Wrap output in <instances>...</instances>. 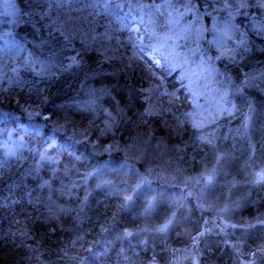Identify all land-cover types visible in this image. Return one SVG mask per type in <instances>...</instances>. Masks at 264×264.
<instances>
[{"label": "trees", "instance_id": "16d2710c", "mask_svg": "<svg viewBox=\"0 0 264 264\" xmlns=\"http://www.w3.org/2000/svg\"><path fill=\"white\" fill-rule=\"evenodd\" d=\"M5 1L7 4L0 8V180L8 181L13 173V178L21 177L23 182L17 184L12 194L5 191V196L14 197L7 211L1 200L3 191H0V224L4 222L3 226L0 225V264H65V261H92L91 256L95 257L94 261L105 264H119L118 261L143 264L142 261H150L151 255L161 256L156 259L164 261L161 264H171L169 261L172 264H183V261L187 264L194 261L197 264H239L241 259L264 264V236L261 233L255 235L252 247L242 242L239 259L232 257L226 244L215 237L204 241L210 251L199 257L193 240L187 241L179 227L178 231H170L166 242L160 238L154 246L146 244L144 250L147 249V254H140L141 259L138 257L132 261L120 256L117 252L127 246L119 248L115 243L118 226H126L127 221L135 220L139 228L145 222L142 200L136 195L126 199L112 189V182L105 183L96 172L87 175L94 166L95 153L91 150H80L78 155L69 158L40 160L44 133L48 130L60 136L65 133L73 141L84 136L85 141L80 144L92 143L97 151L116 146L128 149L132 137L147 134L150 128L158 134L175 138L185 133H198L210 141L209 132L215 131L214 126H217V123L208 124L211 120L183 132L174 126L178 119L173 122L169 116L160 120L143 117L138 119L139 122H131L121 117L120 106L114 98L131 102L129 93L119 91H125L123 87L129 86L128 77L136 69L140 73L133 75L131 80L143 86L148 84L151 67L158 72L159 78L171 83L174 89H181V92L197 84H207V88L215 89L228 105H237L241 99L248 100L251 95V99H255L253 89L243 90L242 96L236 90L245 75L264 74V0H234L237 7L219 9L225 14L230 11L231 17L228 21L219 22L222 30L216 40L215 31L209 28V16L213 12L208 9L218 5L217 0H193L191 5L187 0H171L174 8L160 7V12L153 17L156 24L149 25L155 27L160 39L150 43L145 36V40L148 42L146 50L166 60L167 64L162 67L155 66L144 50L136 47L138 53L134 54L130 49L133 45L104 12L103 5L94 7L93 0H63L59 4H50V0ZM152 2L145 0L148 4ZM155 3L162 6L165 0H155ZM241 4L246 6L241 7ZM46 12L49 14L43 15ZM128 12L129 6L125 4L118 16L123 19ZM202 12L208 18L205 30L184 27L175 35L168 34L169 28L176 24L178 14L183 18L177 22L187 23L194 13L199 15ZM132 14L139 16L135 11ZM222 17L225 16L219 18ZM169 19L172 21L170 24L166 23ZM123 21L127 26L124 32L135 24L139 25L140 32L146 31L139 19ZM102 34L110 35L112 41L108 42ZM117 44L122 51L120 54L113 51ZM204 47L208 48L207 58L214 64L208 62L210 65L206 63L203 66L201 50ZM73 57L76 63H72ZM124 57L130 59L132 65V68L126 66L130 69L125 72L127 76L119 65H122ZM173 79L180 81L175 85ZM117 82L122 89L114 87ZM160 92L162 100L159 102L165 110L171 108L174 105L168 93H172L171 90L162 85ZM230 118H233L232 114L223 118V129ZM23 121L34 126L35 136L26 138L17 130H10V126L20 129ZM134 125L136 127L133 128ZM169 125L171 128L167 127ZM172 129H178L180 133ZM234 133L224 131L222 136L231 137ZM15 141L23 143L22 148L17 151L8 149L7 145ZM183 141L179 145L182 146ZM192 143L191 136L187 135L185 144L191 146ZM9 152L13 154L9 155ZM203 152L198 149L195 154L187 155L186 161L199 163L203 160L199 156ZM23 157L27 159L26 166L19 163ZM12 163L16 167L11 171ZM196 170L197 167H191L189 171ZM24 196H27V208L20 202ZM258 196L264 203L263 194ZM51 200L68 207L69 212L49 208L46 202ZM249 210L250 207H242L237 219L245 220L243 217ZM114 213L120 216V221L114 219ZM255 217L247 220H255ZM201 219L202 215L197 210L191 225H201ZM240 233L244 237L248 230ZM130 242L132 240L128 239L127 244ZM87 245L93 251L86 252ZM185 251H189L188 254Z\"/></svg>", "mask_w": 264, "mask_h": 264}, {"label": "rangeland", "instance_id": "374dc122", "mask_svg": "<svg viewBox=\"0 0 264 264\" xmlns=\"http://www.w3.org/2000/svg\"><path fill=\"white\" fill-rule=\"evenodd\" d=\"M227 7L231 6L228 3H224L220 6V9L228 10ZM199 15L194 13L192 20L187 21V23H180L177 21H182L183 17L181 14H178L176 16V24L169 28L168 34L175 35L184 27L189 30H205L208 18L204 13ZM221 16L225 17L219 18ZM109 17L118 25V30L125 34L126 40L133 45L130 46L131 51L137 54L138 50L134 41H129V36L131 34L134 35L133 37L137 35L143 36L144 33L140 31L139 33L130 32L129 30L124 32L125 27L122 28L121 23L126 24L122 17L118 15H109ZM209 17V28L215 31L216 40L219 32L222 30L221 24L228 21L231 17V12L228 11L224 15L221 11H216ZM202 23H206V25ZM130 28L139 29V25L135 24L130 26ZM101 36L108 42L112 41L110 35L106 36V34H102ZM147 45L148 42H146L144 37V44L137 48L145 50ZM113 51L116 54L122 52L119 49V44L114 46ZM202 52L201 60L203 61V66L208 62L214 64V61L208 59L206 56L208 48L204 47L201 50ZM146 54L157 67L167 64L166 60L162 59L158 54L156 55L148 51ZM125 61L128 62V65ZM129 61L130 59L124 57L122 65L119 64L122 69L121 71L126 76L125 72L130 70L129 68H132ZM145 71L147 73V70ZM149 71L152 73L149 78L151 81L145 86L131 80V77L133 78V75L138 76L140 71L136 69L133 73L131 72L128 77L130 81L129 86L125 85L123 87L125 91H119L125 94L129 93L131 95L129 97L131 102L128 99L125 101L121 100L122 104L128 106L133 115L139 116V120L143 117H146V120L166 119L162 116L165 114V108L159 102V100H162L161 86L165 85L172 92H168L169 97L174 100V105L171 106L168 113L173 118V122L175 121L174 119H178V122H175L174 126L181 132L189 130L192 127H200L209 120L211 121L208 124L214 123L215 125L217 123V126H214L215 131L211 130L212 132H209L211 134L209 135L210 143L207 140H202L200 147L204 152L209 147H212L211 156L197 164H190V162L186 161L187 154L180 149V145L160 144V134L152 131V128L147 131L145 126H143L147 134H142L136 138L132 137L130 147L122 150L123 152L118 154V156L116 155L111 161V163H114V166L100 168L97 174L103 177V181L110 180L112 182V189L121 195L130 197V199L136 195L142 199L144 207L149 210L150 215L145 216L143 214L147 222L131 232L133 237L145 241V244L154 246L160 238L166 242L169 237L168 233L172 230L178 231L179 227L180 232L187 241L191 238L194 245L201 244L204 246L201 252H197L199 257L210 251L209 247H207L208 243L204 241L212 240L215 237V239L226 244L232 257L236 256L239 259L240 248H242L243 242L240 231L250 229V225L239 221L237 214L244 205L254 201L253 197H251L250 189L257 184L251 183L252 176L255 172L264 169V163L240 181L235 175L248 174L250 169L258 163L257 160L259 158L251 160L253 155L249 150L243 148H239L235 152L231 150L226 152L223 144L219 145L217 142L220 136V138L225 137L222 136L224 131H235L236 133L233 134L232 139L241 136L244 142L249 145L254 143L260 144L261 139H264V121L257 124V127L263 130L261 136L254 135L253 124L255 121L264 120V92L254 89L255 94L253 96L255 99H251V95L248 100L241 99L237 105H228L223 101V96L217 94L215 89L207 88V84H197L187 88L185 92H181V89H174L171 83L159 78L158 72L154 71L153 68L149 67ZM220 75L226 74L220 73ZM172 81L177 85L180 80L173 79ZM114 87L122 89L118 82ZM236 92L239 96L243 95V90H240L239 86ZM140 103L142 107L136 106ZM121 109L122 112L126 111L122 107ZM231 114L233 118L226 120V128L223 129V125H225V123L222 124L223 118L230 117ZM138 119L135 121L139 122ZM164 122H167V120H164ZM211 126H209V129ZM134 127L136 126L134 125ZM167 127L171 128V125ZM178 129H172V131L180 133ZM220 130L222 131L219 132ZM237 132H241V134ZM22 146L23 143L15 141L12 145H7V148L17 151ZM261 155L264 154L261 153ZM191 167H197L198 170L190 172ZM95 170L96 168L93 167L87 172V175L94 174ZM208 174L213 175L211 184L206 183L203 179ZM261 184L264 185V183ZM244 188H246V192ZM163 207L165 208L166 216L161 220L160 213ZM197 210L202 215L201 225L192 226L191 221ZM166 223H168L166 231H157V229ZM149 224L150 226H148ZM199 230L200 232H197ZM133 237H128L127 239L134 240ZM119 252H122V250ZM185 255L184 253L183 256ZM253 263L254 261H245L243 259L239 261V264Z\"/></svg>", "mask_w": 264, "mask_h": 264}, {"label": "bare ground", "instance_id": "6f19581e", "mask_svg": "<svg viewBox=\"0 0 264 264\" xmlns=\"http://www.w3.org/2000/svg\"><path fill=\"white\" fill-rule=\"evenodd\" d=\"M217 1L219 2V4L211 6L208 10H210L212 12H216L220 9V6L223 5L224 3H228L231 7H237L238 6L234 2V0H217ZM227 8H230V7H227ZM221 12L225 14V11H221ZM263 13H264V11H263ZM263 18H264V14H263ZM260 85H262V86H260ZM239 89L240 90H251V89L254 90V89H256V90L264 92V74L245 75V77L241 80V83L239 84ZM114 101L116 104H118V106H120L121 112H122L121 107L127 111H130V108L126 105H123L120 100L117 101V99L114 98ZM136 106L142 107L141 103L136 105ZM169 109L170 108L167 107V109L164 112L165 114L162 115L164 118H166L168 116L171 117L170 115H168ZM127 111L122 112L120 114L121 117H125L127 120H129L131 122H136L135 120H137L139 118V116L132 118V116H130V115H133V114L129 113ZM123 113H127V114H123ZM263 121L264 120L261 119L259 121H255V123L253 124V131H254L255 136H261L262 135L263 130L260 129L259 127H257V124L259 122L263 123ZM34 129H35L34 126H31V124H27V122L25 123L24 121L22 122L20 129H16V128L10 126V130L12 132H15L17 130L18 132H20V134H24L26 136V138L36 135ZM159 134H160V138H159L160 144H167V145L172 144V145L176 146V145H179V143H181L182 139H184L183 145L182 146L180 145V149L189 156L195 154L198 151V149H200V147L202 145V140H204L203 138L205 137V135H201L198 133H195V134L185 133L184 135H182V137H178V138L167 136L164 133H159ZM44 135H45V138H44V143H43L42 149H43V152L46 151L47 153H49L48 157H50V161L57 160V159L63 158V157L69 158V157L76 156V155H78L79 151L80 150L83 151V149L91 150V152L95 153V155H94V166L93 167L96 168V170H95L96 173H97L98 169H100V168H103L106 166H114V163H111V161L114 159L115 153L120 154L121 152H123L122 150H126V148H124V147L120 149L119 147L116 146V147H110L111 149L107 148L104 150H98L97 151L95 148V145L92 143L85 145L86 147L83 146V144H80V143L85 141V139H83V138H85L84 136L80 137L79 139H75V141H73L70 137L65 135V133H63V135L60 136L59 134L51 132L48 130L44 133ZM187 135H190L193 142H194V143H192L191 146H188V144L187 145L185 144ZM263 140L264 139H261L260 144L254 143V144H250V145L247 144L246 142H244V140L240 137H238V138L234 137V139H232V136H231V137L220 138L218 140L217 143L219 145L223 144V148L226 152L228 150L235 152L237 149L243 148L245 150H249L250 153L253 155V158L251 160H256L257 158H259L257 160L258 163L250 169V172L248 174H246V175H235L236 177L239 178L240 181H242L241 179H244V177L249 176L251 174V172L255 170V168H257L258 166H260L261 164L264 163V155H261V153L264 154V142H263ZM95 150L97 152H95ZM211 150H212V147H209L205 152H203L202 154L199 155L200 158L201 159L209 158L211 156ZM214 152L217 153L216 150H214ZM21 159L22 160L19 161L21 166H26V160L27 159L25 157H23ZM15 167H16L15 164L12 163L10 170L12 171ZM7 170H9V167H7ZM13 175L14 174L11 173V178L8 179V181L0 180V191H3V197H1V200H2L3 207H4L5 211H7L14 202L13 196H5L4 195L5 191H10L12 194V192H14L16 190L17 184H19L20 182H23L21 177L13 178ZM107 181L109 184H111L110 180H107ZM12 183H13V186H12ZM20 186L26 187L25 184H20ZM244 189L246 192V188H244ZM250 192H251V197H253L254 201L244 205V207H246V208H248V206H250V210L243 217L245 219V220H243V222H245L246 225H250L249 226L250 229H248V234H246L243 237V241L246 242L247 245L252 247V246H254V245H252V240L254 239V237L257 233H261L264 236V203H263L261 197L258 196L260 193H262L263 198H264V185L263 184H257L250 189ZM20 202L23 204L24 207L27 208V196L22 197L20 199ZM46 204L49 208L57 209L58 211H60L62 213H68L69 212L68 207H63L62 205H59L58 203H56L52 200L47 201ZM165 214H166V211H165V208L163 207L161 209V213H160L161 220H163V218L166 216ZM256 215H257V217H255ZM254 217H255V220H247V219H252ZM114 219L116 221H120V216L117 213H114ZM3 223H1L0 225L3 226ZM135 223H136L135 220L127 221L126 226H118V229H117V232L115 235V238H116L115 243H117V245H119V248L123 247V246H127L126 249L122 250V252H117V254L120 256L123 255L125 258L132 260V261H136L138 259V257H139V259H141L140 254L142 256L147 254V249L144 250L145 245H146L145 241H142L140 239H137L136 237L130 236V237H133L134 240H132V242L127 244V238L129 236H126V233L132 232L134 229H137ZM148 226H150V224ZM181 246H183V245H181ZM195 247L197 249V252H201L204 248V246L201 244L195 245ZM85 251L91 252V251H93V249H92V247L87 245L85 247ZM188 252L185 251V253H187V254H188ZM189 254H191V253H189ZM160 257L161 256H158L156 258L154 255H151L150 261H142V263L143 264H161L164 261L156 260V259H159ZM81 260H83V258ZM90 260H92V261H65V264H105V262H102V261H94L95 257H92V256H91ZM169 262L171 264L173 263L172 261H169ZM205 262L208 263V261H205ZM118 263L119 264H128L125 261H118ZM183 264H187V261H183ZM193 264H197V263H195V261H194Z\"/></svg>", "mask_w": 264, "mask_h": 264}, {"label": "snow or ice", "instance_id": "6c2138e0", "mask_svg": "<svg viewBox=\"0 0 264 264\" xmlns=\"http://www.w3.org/2000/svg\"><path fill=\"white\" fill-rule=\"evenodd\" d=\"M63 0H50V4H59L62 3ZM183 2V0H181ZM193 3V0H187V4L191 5ZM127 4L129 6V12L125 14L123 19H132L136 20L139 19L141 24L145 25L146 31L143 36L137 35L135 37L129 36V41H134V44L136 47H141L144 44V37L146 36L149 42L153 40H159L160 36L155 30V27H149V25H155L156 20L153 18L155 13L160 12V7H166V8H174V5L171 3V0H165L164 5L157 6L155 3V0L151 4L145 3V0H93L94 7H98L100 5H103V10L107 15H118L119 11L123 9V7ZM114 6V7H113ZM241 7L246 6L245 4H241ZM186 10H190V8H186ZM51 9H49V12ZM133 11L139 13V16H134L132 13ZM49 13H44L43 15H48ZM169 17L171 16V12H169ZM161 16H163V13H161ZM145 17H147V21H145ZM171 19L167 20L166 23H171ZM163 26V25H161ZM121 27H127L123 23H121ZM130 32H136L139 33L138 28H129ZM72 63H76L75 57L72 58ZM210 143V141H209ZM9 155L13 154L11 152L8 153ZM50 157L46 155V151L40 153V160L46 161L49 160ZM214 172V170H213ZM203 179L206 181V183L211 184L213 180V175L208 174L203 177ZM105 183H108L105 181ZM251 183L253 184H261L264 183V169H261L259 172H255L252 176ZM191 195V193H189ZM126 199H130V197H127ZM170 223V221H169ZM233 227H235L233 225ZM168 228V223L164 224L162 227L157 229L159 232H164ZM133 234L131 232H127L126 236H132Z\"/></svg>", "mask_w": 264, "mask_h": 264}]
</instances>
